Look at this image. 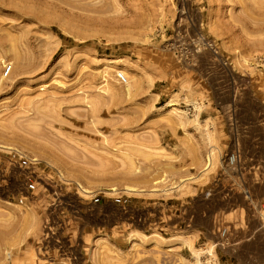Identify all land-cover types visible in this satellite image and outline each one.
Instances as JSON below:
<instances>
[{"label": "rangeland", "instance_id": "1", "mask_svg": "<svg viewBox=\"0 0 264 264\" xmlns=\"http://www.w3.org/2000/svg\"><path fill=\"white\" fill-rule=\"evenodd\" d=\"M0 264H264V0H0Z\"/></svg>", "mask_w": 264, "mask_h": 264}, {"label": "bare ground", "instance_id": "2", "mask_svg": "<svg viewBox=\"0 0 264 264\" xmlns=\"http://www.w3.org/2000/svg\"><path fill=\"white\" fill-rule=\"evenodd\" d=\"M210 154H211V153H210ZM211 155H212V154H211ZM211 155H209V160H210V163H209V164H210V165H208V167L206 166L207 168L204 170V171H206V173H207V170H209L210 168H212L211 165H213L212 162H211ZM206 173H204V175H205ZM178 187H179V189L182 188V186L180 185V186H177L174 190H177ZM128 191H130V192H135V190H132V189H130V190L128 189ZM136 192H137V190H136ZM212 250H213V249H212ZM209 251H211V250H209ZM211 252H212V251H211ZM210 256H211V255H210Z\"/></svg>", "mask_w": 264, "mask_h": 264}, {"label": "built area", "instance_id": "3", "mask_svg": "<svg viewBox=\"0 0 264 264\" xmlns=\"http://www.w3.org/2000/svg\"><path fill=\"white\" fill-rule=\"evenodd\" d=\"M119 80L122 82V83H126L127 82V78L125 77V75L122 73V74H119ZM222 237H226V231L223 230L222 232Z\"/></svg>", "mask_w": 264, "mask_h": 264}]
</instances>
